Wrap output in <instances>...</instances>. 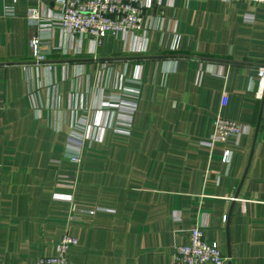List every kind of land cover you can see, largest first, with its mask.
<instances>
[{"label":"crops","instance_id":"crops-1","mask_svg":"<svg viewBox=\"0 0 264 264\" xmlns=\"http://www.w3.org/2000/svg\"><path fill=\"white\" fill-rule=\"evenodd\" d=\"M29 7L62 3L0 0L3 264L56 255L66 231L76 264H174L196 225L224 264H264V1L165 0L142 30L100 44L57 29L51 72L29 56ZM121 84L139 89L131 134L97 132L79 153L77 107L104 120L98 105ZM218 114L251 126L239 145L204 144Z\"/></svg>","mask_w":264,"mask_h":264},{"label":"built area","instance_id":"built-area-1","mask_svg":"<svg viewBox=\"0 0 264 264\" xmlns=\"http://www.w3.org/2000/svg\"><path fill=\"white\" fill-rule=\"evenodd\" d=\"M165 0H60L62 7L57 12L48 15L41 14L37 7L27 9V19L33 27V33L29 38V56L36 63L43 64L45 69L51 72L54 65L50 59L55 54L53 45L54 32L58 29L71 37H78L80 41L90 38L100 44L106 35L127 36L136 33L144 27L145 11L156 5H163ZM172 3L173 0H167ZM191 1V0H185ZM250 1V0H230ZM263 2L264 0H252ZM12 14V10H6ZM246 18H253L246 15ZM257 82L255 96L257 99L264 97V65L256 68ZM135 80V79H134ZM135 82L139 83L137 78ZM56 82L53 81V87ZM139 89L123 84L112 91L109 97L102 100L98 109L105 113V119L96 123L91 122L87 108L84 105L77 107L84 110L81 119L70 123L69 145L80 147L89 136L97 132L112 129L114 133L122 135L131 134L133 115L136 109L135 100L129 95H136ZM251 126L239 123L235 120L216 115L213 119V131L204 142L208 147L216 144L233 145L240 144L243 135L249 133ZM231 150L226 149L221 159L225 162L231 157ZM74 161H80V156L71 157ZM55 196H59L56 194ZM71 201L72 196L67 195ZM226 215L223 220H226ZM189 240L176 245L174 264H224L226 257L223 255L217 242L208 241L204 237L202 227L196 225L189 230ZM78 244V239L66 231L58 244L57 254L36 259L33 264H76L70 259L71 248ZM0 264H3L0 256Z\"/></svg>","mask_w":264,"mask_h":264}]
</instances>
